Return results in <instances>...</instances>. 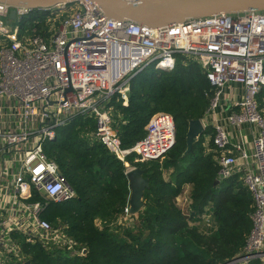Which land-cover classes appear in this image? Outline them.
I'll use <instances>...</instances> for the list:
<instances>
[{"label":"built area","instance_id":"built-area-1","mask_svg":"<svg viewBox=\"0 0 264 264\" xmlns=\"http://www.w3.org/2000/svg\"><path fill=\"white\" fill-rule=\"evenodd\" d=\"M24 20L30 37L22 39ZM178 58H192L213 88L201 122L212 131L216 180L236 176L253 201L244 250L225 264H264V116L257 102L264 90V15L151 30L107 20L89 1L34 10L0 3V155L8 153L17 164L10 184L3 180L0 186V200L7 202L0 212V264L21 255L13 234L28 243L61 244L77 252L41 219L45 204L29 202L33 192L55 203L75 198L44 154L57 128L77 117L93 118L97 140L127 171L134 168L127 157L149 162L169 150L175 140L171 116L153 115L144 138L122 149L104 102L118 95L126 106L134 76L149 68L171 72ZM179 198L188 206L187 193ZM201 219L209 223L210 216Z\"/></svg>","mask_w":264,"mask_h":264},{"label":"trees","instance_id":"trees-1","mask_svg":"<svg viewBox=\"0 0 264 264\" xmlns=\"http://www.w3.org/2000/svg\"><path fill=\"white\" fill-rule=\"evenodd\" d=\"M212 92L199 65L192 58H178L171 72L149 68L134 76L126 106L118 95L104 102L111 108L122 149L144 138L155 114L171 116L175 125L174 143L159 159L126 158L130 167L145 170L149 188L143 196L144 208L135 216L137 231L122 236L108 226L128 210L127 165L97 140L93 118L77 117L57 128L55 139L44 144V154L57 165L75 198L55 203L33 192L29 202L45 204L41 219L78 253L72 254L66 245L28 243L25 236L13 234L21 255L9 257L4 264H225L242 254L252 229L253 201L236 176L214 186L219 167L213 161L212 131L207 128L182 157L188 123L204 118ZM257 102L264 116V90ZM206 135H210L207 147ZM188 188L189 204L184 209L178 197ZM205 213L209 223L201 219ZM81 249L87 251L85 256Z\"/></svg>","mask_w":264,"mask_h":264},{"label":"water","instance_id":"water-1","mask_svg":"<svg viewBox=\"0 0 264 264\" xmlns=\"http://www.w3.org/2000/svg\"><path fill=\"white\" fill-rule=\"evenodd\" d=\"M84 1L91 2L107 20L128 21L151 30L208 18L264 15V0H0V3L34 10ZM14 15L15 11L11 10L10 18ZM204 132L201 120L189 121L182 157L192 150ZM144 172L140 167H134L125 174L129 189L128 216H135L144 208L143 196L149 188ZM219 183L215 180L214 186ZM86 252L83 250L82 255Z\"/></svg>","mask_w":264,"mask_h":264},{"label":"rangeland","instance_id":"rangeland-1","mask_svg":"<svg viewBox=\"0 0 264 264\" xmlns=\"http://www.w3.org/2000/svg\"><path fill=\"white\" fill-rule=\"evenodd\" d=\"M26 23H27V20H24V22L22 23V25H21V27L19 29V36L22 39L30 37V34L28 33L29 27L26 25ZM9 26L12 29L14 27V24H9ZM164 177L166 179L170 178L169 173H165ZM184 202L182 201L181 198H179L178 203L181 206H184ZM186 208H187V204L185 203L184 209H186ZM135 216H128L126 214L124 216H121V217L117 218L115 222H113L112 224H110L108 226L109 231L112 232L113 234H116V235H119V236L120 235L122 236V234L124 232H126V231H134V232L137 231L136 227L138 226L139 218L137 219V217H135ZM96 224H97V227L99 229H102L103 225H102L100 220H96ZM192 224L196 225L197 223L195 222V220H193Z\"/></svg>","mask_w":264,"mask_h":264},{"label":"crops","instance_id":"crops-1","mask_svg":"<svg viewBox=\"0 0 264 264\" xmlns=\"http://www.w3.org/2000/svg\"><path fill=\"white\" fill-rule=\"evenodd\" d=\"M209 137H210V135L205 136V140H204V146L205 147H207V145H208ZM4 153H6V152H4ZM16 166H17V164H12V162H11V155H8V153L6 155H0V186L3 184V182H1L3 180L6 181L7 185L10 184V182L12 180V176L15 173ZM189 191H190V188L186 189L185 193H187L189 195ZM6 204H7L6 201L0 200V212H2L1 208L6 207ZM208 207H207V209H208Z\"/></svg>","mask_w":264,"mask_h":264}]
</instances>
